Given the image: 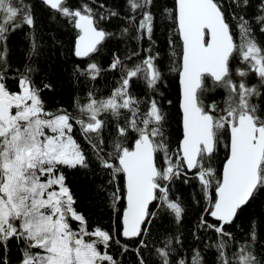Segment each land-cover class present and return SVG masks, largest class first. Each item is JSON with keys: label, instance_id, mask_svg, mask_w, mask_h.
Masks as SVG:
<instances>
[{"label": "snow or ice", "instance_id": "1", "mask_svg": "<svg viewBox=\"0 0 264 264\" xmlns=\"http://www.w3.org/2000/svg\"><path fill=\"white\" fill-rule=\"evenodd\" d=\"M0 264H264V0H0Z\"/></svg>", "mask_w": 264, "mask_h": 264}, {"label": "trees", "instance_id": "2", "mask_svg": "<svg viewBox=\"0 0 264 264\" xmlns=\"http://www.w3.org/2000/svg\"><path fill=\"white\" fill-rule=\"evenodd\" d=\"M169 98L172 99L174 102L177 101L178 99V81L176 80H172L170 89H169ZM84 195H86V193L81 194V203L84 205V208H87L88 211L86 212V215L92 216L93 219H99L95 214H94V209L92 208L91 204H88L84 201ZM83 210V209H82ZM104 223L107 222V218L105 217L103 220Z\"/></svg>", "mask_w": 264, "mask_h": 264}]
</instances>
